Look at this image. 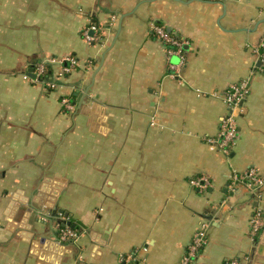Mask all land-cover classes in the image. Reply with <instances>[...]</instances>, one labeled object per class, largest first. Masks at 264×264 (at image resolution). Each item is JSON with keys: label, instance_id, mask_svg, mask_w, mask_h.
Returning a JSON list of instances; mask_svg holds the SVG:
<instances>
[{"label": "crops", "instance_id": "obj_1", "mask_svg": "<svg viewBox=\"0 0 264 264\" xmlns=\"http://www.w3.org/2000/svg\"><path fill=\"white\" fill-rule=\"evenodd\" d=\"M263 8L0 0V264H180L201 230L191 264H264V231L257 242L249 235L257 209L264 219V193L245 183L231 191L229 179L264 174ZM158 22L183 41L182 64L155 35ZM67 57L76 64L55 91L24 77ZM246 78L225 154L209 142L227 113L212 94ZM198 177L205 191L191 186ZM65 223L78 240L57 241Z\"/></svg>", "mask_w": 264, "mask_h": 264}, {"label": "built area", "instance_id": "obj_2", "mask_svg": "<svg viewBox=\"0 0 264 264\" xmlns=\"http://www.w3.org/2000/svg\"><path fill=\"white\" fill-rule=\"evenodd\" d=\"M205 1H221V0H205ZM264 15V8L262 10ZM155 35L163 44L167 46V51L169 54L176 53L180 56V64L184 62V57L182 56L183 41L179 38L174 37L169 32L165 30L163 26L152 25ZM88 30H98L96 27L91 26ZM84 38L88 41L98 40L97 37H92L88 34V31L83 33ZM262 52L258 50L256 53L259 56L260 70L264 74V40L261 42ZM76 60L72 57H67L62 60H49L47 63L37 64L31 74H26L24 77L33 82L41 84L46 90H57L61 86L59 82L63 80L68 74L72 72ZM48 65L53 67V71L48 79L45 78L46 73L49 72ZM249 95L248 79H244L241 82L232 84L228 89L222 92H215L212 96L221 99L227 107V113L222 118L219 132L217 138L209 140L211 144L217 145L225 154L228 153L230 147L235 144L239 136L238 129V117L242 110V103ZM63 104L72 108L69 100L66 97L61 98ZM231 191H235L238 183H245L247 187L253 189L258 198L262 197L264 193V174L255 168H249L240 173H233L230 175ZM191 186L197 188L200 191H205L209 185V181L205 177H198L190 180ZM264 227V219L261 215L259 209H257L249 223V235L254 242H257L261 232ZM203 235L204 232L199 231L193 238L192 242L187 246L185 251L182 253L180 264H191L195 257L198 255L201 246L203 245ZM81 236L80 231L75 227H71L70 224L65 223L62 225L57 233V241L60 243H66L68 241H75ZM133 258L132 255L121 256L120 261L123 262L127 259ZM248 258L243 260L230 259L224 264H246L248 263Z\"/></svg>", "mask_w": 264, "mask_h": 264}, {"label": "trees", "instance_id": "obj_3", "mask_svg": "<svg viewBox=\"0 0 264 264\" xmlns=\"http://www.w3.org/2000/svg\"><path fill=\"white\" fill-rule=\"evenodd\" d=\"M48 68H49V72H47V73H46V76H45V78H47V79H48V77H49V78L51 77V75H50V71H51V73H52V71H53V67H52L51 65H48ZM70 225H71V227H74L73 224H70Z\"/></svg>", "mask_w": 264, "mask_h": 264}, {"label": "water", "instance_id": "obj_4", "mask_svg": "<svg viewBox=\"0 0 264 264\" xmlns=\"http://www.w3.org/2000/svg\"><path fill=\"white\" fill-rule=\"evenodd\" d=\"M157 25L162 26V24H161L160 22H158ZM68 224H69V223H68ZM263 231H264V227H263V230H262V232H261V235H262ZM261 235H260V236H261ZM259 238H260V237H259ZM47 241H48V240H44V239L41 240V242H45L46 244H49V243L53 244V243H54V242L52 243V242H49V241L47 242ZM51 244H50V245H51Z\"/></svg>", "mask_w": 264, "mask_h": 264}]
</instances>
